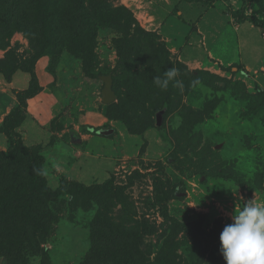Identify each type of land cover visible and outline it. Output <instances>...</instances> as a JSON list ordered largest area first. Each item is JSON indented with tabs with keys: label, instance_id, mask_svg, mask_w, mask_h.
<instances>
[{
	"label": "rangeland",
	"instance_id": "rangeland-1",
	"mask_svg": "<svg viewBox=\"0 0 264 264\" xmlns=\"http://www.w3.org/2000/svg\"><path fill=\"white\" fill-rule=\"evenodd\" d=\"M47 1L57 4L45 7L46 17L23 15V28L0 42V61L10 55L31 69L25 73L35 79L33 94L38 90L32 98L42 93L41 85L48 86L49 104L32 102L30 111L29 98L18 111L21 92L13 91V110L9 97V107L0 106L2 178L18 176L26 191L35 175L33 165L19 164L21 155L8 154L6 131L15 123L21 122L13 129L21 137L17 148L24 145L31 158L36 156L27 138L30 115L50 124L51 133L62 134L60 139L42 136L46 146H35L46 157L38 167L48 186L53 191L66 186V191L49 202L55 221L48 233L33 237L35 228L28 230L27 253L19 264H83L89 254L108 249L124 250L131 259L142 258L131 253L141 249L150 264H225L219 237L233 222L236 205L264 202V0H85L87 13L74 0ZM129 41L142 49L137 58L126 55L136 58L133 71L124 70L116 49V43L125 47ZM57 42L60 47L53 49ZM171 67L179 69L176 79L183 90L172 83L161 90L153 83ZM108 82L116 95L112 104L103 102ZM134 92L138 98L144 92L148 100L136 98L137 105L123 107ZM66 108L72 126L91 122L83 133L94 136L93 154L125 157L96 181L85 168V159H93L81 155L90 148L80 132L76 136L71 127L69 134L61 133L56 119ZM13 112V121L6 122ZM98 115L127 127L134 122L139 132L123 134L116 127L109 132ZM223 180L231 181L225 185ZM33 240L41 251L29 245ZM0 264H8L7 259L0 257Z\"/></svg>",
	"mask_w": 264,
	"mask_h": 264
},
{
	"label": "trees",
	"instance_id": "trees-1",
	"mask_svg": "<svg viewBox=\"0 0 264 264\" xmlns=\"http://www.w3.org/2000/svg\"><path fill=\"white\" fill-rule=\"evenodd\" d=\"M74 2L79 3L80 6L84 4V6H81L80 9L86 10L87 13L88 7H85V0H74ZM187 2L189 1L187 0ZM55 4L57 3H52L50 1L46 2V0H0V42L6 37L10 38L14 31L23 28V26L21 27L22 19H20L23 18L22 17L23 15L29 14L35 17L40 15L38 18L46 17L48 14L44 10L45 7ZM57 15L58 13L53 14V16H57ZM81 18H84V16H82ZM58 22H62L61 19H58ZM77 24H79L80 28H83V25H81V21H78ZM262 26H264L263 23ZM80 28L78 29V31L81 30ZM58 35L60 36V34ZM53 44H54L53 46H55L53 49L60 47V43L58 42L57 44L56 43ZM40 45L41 43L38 44L39 47ZM116 46H117L116 47L117 51L120 53V56H122L120 64H122L123 68H125L124 70L133 71L136 64L135 59L142 51V49H139L138 47L139 44L134 45L132 41H129L128 44L125 45V47H123L122 45H117V43ZM47 47L50 49L48 42H47ZM129 54L134 55L136 58H126V55ZM7 57L8 58L6 60L0 61V66L9 70L8 73L7 71L0 69V74L4 75L6 79L7 78L10 79L19 70L24 72L31 70L28 68H24L23 66L21 67L20 65H18L17 62L15 63L14 62L15 57L10 58V55H8ZM123 57H125V59ZM118 74L122 75V73L119 72ZM34 81L32 77L30 81L29 89L19 94V100L21 106L18 107L19 108L17 109L18 111L21 109V112H23L22 108H26L27 100L38 94V90L33 94ZM114 87L117 90L118 83H114ZM143 94L144 92H140L139 98L137 93L135 92L133 94H130L129 99H126L127 100L125 101L126 104H123V107L124 106L129 107L132 104L133 106L137 105L139 103L137 99L148 100L146 97L142 96ZM182 97L183 95L181 94L177 98L179 104H181L180 102L182 101ZM134 102L136 103L134 104ZM16 112L11 113L5 121L6 122L9 120L13 121ZM131 112L133 111H130V113ZM19 116L20 118L22 117L21 115ZM19 123L21 122L18 121V123H15L16 125H14L13 129H15L17 127V124ZM55 123H57V121H55ZM127 124H128L127 128L129 132L134 135L135 134L137 135L136 132H139L137 131L139 129L136 130L135 128H133L132 125L134 124V126L137 127L138 125L134 122H131L130 125L129 123ZM59 125L62 126V124ZM13 129L6 131L11 141L10 150L8 151V154L10 155L11 158L12 156L14 157L21 155L22 158L19 164L23 162L27 164L29 167L33 165L35 169L34 173H32L33 167L31 168V176L35 174L31 177L32 184L28 186L31 190H26V191L24 190L25 185L23 186L20 182L17 181L18 176H10V179L8 180L5 178V176H3L2 178L3 172L0 173L1 175L0 176V257L6 258L8 264H19L20 259H22L24 255H26L27 253L25 249V245H23V242L26 240L24 239L25 236H30L28 230L33 229V227L35 228V230L31 233L33 234V237L36 234L46 235L48 233L50 224L55 221L54 220L55 216L51 212L47 211L49 209V202L51 200H54L53 198H57L62 191H66L65 190L66 186L64 187V189L60 191H53L48 186L45 176H43L42 169L40 170L38 167V164L41 165L43 161H44L43 163H45V157L41 153L42 150L41 147L31 148L32 150H30V153H33L36 156L35 158H31L32 154L29 156L25 155L24 153H26L27 150L24 145L22 147L23 149L17 148L18 146L16 145V143H19L21 141L20 140L21 137L19 136V134L13 131ZM12 136H14L15 140L11 139ZM5 156L6 155L0 152V159ZM0 164H4V163L0 160ZM12 164L14 165V163ZM8 174L13 175L12 173H7L5 175ZM216 181L217 183L219 182L218 180ZM228 181L230 182L231 180ZM61 182L62 184L65 183V185L67 183L65 179H61ZM223 182L225 183V185L229 184L227 180H223ZM93 189L94 191H101L100 189H96V188H91L90 190ZM83 195L85 196V193H82L81 197ZM73 198H74L73 203H75V200H77V198L74 195ZM104 199L105 198H103L102 200ZM78 203L80 204L81 200L78 201ZM32 209L35 210V213L34 216L29 219L27 214H31ZM22 215L26 219L24 223H20L21 221L20 216ZM35 242L36 241L34 240L33 243L32 241H28L29 245L30 244L35 245L34 251L35 249H37V251L38 250L41 251L42 249L41 246L38 247V245H36L37 242L36 243ZM136 252L142 258L131 259L133 255H128L124 250L120 252L118 250L115 251L114 249H108L107 253L104 252V254L101 255L99 253H97L96 256H93V253L89 254L83 264H150L149 262L144 261L145 259L143 258V251L141 249L137 251H132L131 253L135 254ZM106 256L109 259L105 258L106 260H102L103 257ZM24 263L26 264V260H23L21 264Z\"/></svg>",
	"mask_w": 264,
	"mask_h": 264
},
{
	"label": "crops",
	"instance_id": "crops-1",
	"mask_svg": "<svg viewBox=\"0 0 264 264\" xmlns=\"http://www.w3.org/2000/svg\"><path fill=\"white\" fill-rule=\"evenodd\" d=\"M3 79H6L5 76L0 74V84L4 85L2 88H0V100H2V101H0V106L1 107L7 106V108H8L9 105H7V104H9V103H8L7 100H9L8 99V97H9L10 98L9 101L12 103V105L10 106V111H9V112H11L13 110V108L15 107V105H16V98H15V96L13 94V91L23 92V91L28 90L29 87H30V81H31L30 79L31 78H29L27 73H25L24 71L19 70L16 74H14L10 78V81L11 80L12 81L9 83V85H7L6 82H5L7 80H3ZM41 86L43 87L42 93L40 95L36 96L35 98H32V100H30V102H29V106H28L29 109L28 110H30V111H31V107L33 106V105H30L32 102H36L38 105L39 104L45 105V106L49 105L48 104V100H46V97H48V94H47V91H48L47 87L48 86L47 87L45 85H41ZM8 91L11 92L12 96H9L10 92H8ZM65 110H67V108L63 110L64 112L60 111L59 113H63V115L62 116H58L57 119H56L58 121V124H62V126H59L60 129L63 128L61 133H63V135L64 134L67 135V134L70 133V132H68V130L71 127H73L71 132H73V134H75L76 136H78V134L80 132L79 135L82 136V139H83L82 142H84V144L86 146H89V148H90L89 151H86V152L82 151L83 154L81 153V155H84L85 157L92 158L94 160V161L92 160V162H88L85 159V168H87V172H90L89 173L90 176H93L91 181H96L98 174H100L102 171L104 172V175L106 176V174L109 172L110 169L111 170L115 169L116 163L118 161H120V158L121 159L125 158V157H123L124 155L122 156L120 154H117V152H114L113 154H110V155L102 154V152H98L97 154H93L92 153V150H93L92 145L94 143V136L91 137L90 134L86 135V134L83 133V131L85 129H87L86 127L90 126L89 123H91V122L89 120L87 121L86 119H85V122H81L79 120V121L76 122L77 123L76 125L72 126L70 121H69V119H68L69 118V112H68V110L67 111H65ZM9 112L7 114H9ZM7 114L5 115V117L7 116ZM32 116H36V115L33 114ZM32 116L31 115L29 116V118L32 120V124H33L32 130L28 131V137L27 138H29V140H28L29 141V145H31L32 147L37 146V144H41L42 146H46L42 142L43 141L42 136H44V137L47 136L48 137L51 134H52V136L53 135L58 136V139L62 138V134L59 133L60 130H58L56 133H54V132L51 133L52 130L50 129V124L48 125V123H43L38 118L32 117ZM92 116L93 115L91 114V116L88 117V118L92 119ZM99 117H100L99 121L101 123L100 126H105L106 125L107 130H109V127H111L109 132L113 131V133H114V129H112V128L116 127L119 133H123V134L127 133V134H130V135H134V134L129 132L127 126L125 124H123L122 122L118 121L116 123H112V122L107 123V121L103 117H101V116H99ZM66 123L68 124V126H66ZM108 124H109V126H108ZM43 128H45L47 130L43 132L44 133L43 135H41L39 133L41 131H43ZM105 133L106 134H104V133H102V134L107 136L108 132H105ZM134 136H137V135H134ZM85 138H87V139H85ZM97 145L101 146V144L99 142H97ZM138 154H139V151L136 153L135 156H138ZM127 157H130V156H127ZM57 165L59 166V164H57ZM51 169L53 170L54 173L56 172V167L55 168L51 167Z\"/></svg>",
	"mask_w": 264,
	"mask_h": 264
},
{
	"label": "clouds",
	"instance_id": "clouds-1",
	"mask_svg": "<svg viewBox=\"0 0 264 264\" xmlns=\"http://www.w3.org/2000/svg\"><path fill=\"white\" fill-rule=\"evenodd\" d=\"M179 74V69L171 67L163 77L155 76L153 83L161 90H167L170 83L183 90V82L176 79ZM198 82L193 81V85ZM232 221L219 237L225 264H264V202L254 199L237 204Z\"/></svg>",
	"mask_w": 264,
	"mask_h": 264
},
{
	"label": "water",
	"instance_id": "water-1",
	"mask_svg": "<svg viewBox=\"0 0 264 264\" xmlns=\"http://www.w3.org/2000/svg\"><path fill=\"white\" fill-rule=\"evenodd\" d=\"M116 101V95L114 93V91L112 90V83L108 82L106 84V87L103 91V102L105 104H112ZM162 123V118L159 117V121H158V126H160ZM106 134V133H104Z\"/></svg>",
	"mask_w": 264,
	"mask_h": 264
}]
</instances>
